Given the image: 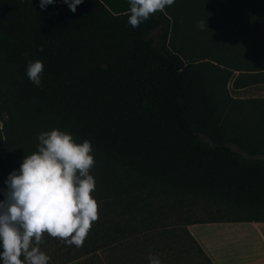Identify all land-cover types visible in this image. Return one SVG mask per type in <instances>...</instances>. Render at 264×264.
<instances>
[{
    "label": "trees",
    "instance_id": "1",
    "mask_svg": "<svg viewBox=\"0 0 264 264\" xmlns=\"http://www.w3.org/2000/svg\"><path fill=\"white\" fill-rule=\"evenodd\" d=\"M176 1L221 25V58L186 64L148 49L149 27L132 28L125 15L100 22L83 4L73 13L63 0L45 9L40 0H0V56L15 66L16 99L77 143L90 140L99 161L241 214L228 221L264 222V144L245 156L223 131L229 82L234 90L264 83V0ZM28 60L44 64L39 87ZM247 102L250 120L264 118V99Z\"/></svg>",
    "mask_w": 264,
    "mask_h": 264
},
{
    "label": "rangeland",
    "instance_id": "2",
    "mask_svg": "<svg viewBox=\"0 0 264 264\" xmlns=\"http://www.w3.org/2000/svg\"><path fill=\"white\" fill-rule=\"evenodd\" d=\"M82 4L100 22H106L115 15L127 18L130 15L128 0H83ZM199 21L204 20L192 15L175 0L163 12L158 11L141 23L149 27L142 41L146 48L181 59L186 64H208L206 62L214 57H222L224 42L220 39L221 25L216 21H206L207 27L201 29ZM230 62L231 59L227 61L226 68L234 66ZM232 74L234 78L237 76V73ZM15 80V66L0 56V200L4 199L3 193L7 190L5 181L9 174L19 170L26 155L37 151L38 136L56 129L46 118L33 116L18 103ZM228 88L232 101L231 114L224 121L226 144L250 156L248 151L255 150L257 141L264 144V118L257 122L248 118L247 105L253 104L247 100L264 98V86L234 90L232 80ZM243 127L245 130H241ZM94 159L90 175L94 177L96 188L91 195L98 202L99 218L93 222L80 248L68 246L63 240L45 233L40 248L50 257L49 264H62L88 249L102 246L113 236V227H125L129 233L149 232L177 227L188 220H232L241 217L238 211L227 206L193 195L172 194L148 180ZM0 264L3 262L0 261Z\"/></svg>",
    "mask_w": 264,
    "mask_h": 264
},
{
    "label": "clouds",
    "instance_id": "3",
    "mask_svg": "<svg viewBox=\"0 0 264 264\" xmlns=\"http://www.w3.org/2000/svg\"><path fill=\"white\" fill-rule=\"evenodd\" d=\"M56 0H40V8ZM75 13L83 0H63ZM128 23L132 28L163 12L175 0H128ZM201 29L206 21H199ZM43 51V48L40 49ZM27 57V53H25ZM27 76L41 86L44 64L27 61ZM37 151L26 155L18 171L9 174L7 190L0 200V261L3 264H49L41 251L45 233L68 246L80 248L98 220L96 188L90 169L95 164L90 140L77 143L70 133L53 129L38 136ZM149 264H162L150 255Z\"/></svg>",
    "mask_w": 264,
    "mask_h": 264
},
{
    "label": "crops",
    "instance_id": "4",
    "mask_svg": "<svg viewBox=\"0 0 264 264\" xmlns=\"http://www.w3.org/2000/svg\"><path fill=\"white\" fill-rule=\"evenodd\" d=\"M144 231L113 227L112 241L65 264H149L150 255L162 264H264V222L188 220Z\"/></svg>",
    "mask_w": 264,
    "mask_h": 264
}]
</instances>
